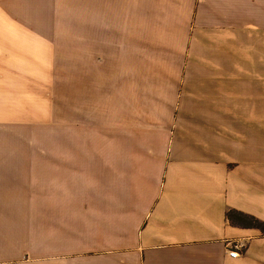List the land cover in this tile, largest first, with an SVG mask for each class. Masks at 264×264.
I'll return each mask as SVG.
<instances>
[{
    "label": "crops",
    "instance_id": "1",
    "mask_svg": "<svg viewBox=\"0 0 264 264\" xmlns=\"http://www.w3.org/2000/svg\"><path fill=\"white\" fill-rule=\"evenodd\" d=\"M0 132V264H264V0H0Z\"/></svg>",
    "mask_w": 264,
    "mask_h": 264
},
{
    "label": "rangeland",
    "instance_id": "2",
    "mask_svg": "<svg viewBox=\"0 0 264 264\" xmlns=\"http://www.w3.org/2000/svg\"><path fill=\"white\" fill-rule=\"evenodd\" d=\"M8 139L7 141V149L9 152H18V153H44V152H50V148H48L49 139H58L57 132L52 131L49 128V125H41L40 131L36 130L33 133L32 127L27 128L24 126V130L18 129L8 126ZM0 137L4 138L5 136ZM3 147V143L0 141V152L1 148ZM32 165L31 163H29ZM46 165L45 167L48 168V165L46 162L43 163ZM33 166H26L25 170H31ZM19 211H8L10 216H15Z\"/></svg>",
    "mask_w": 264,
    "mask_h": 264
},
{
    "label": "trees",
    "instance_id": "3",
    "mask_svg": "<svg viewBox=\"0 0 264 264\" xmlns=\"http://www.w3.org/2000/svg\"><path fill=\"white\" fill-rule=\"evenodd\" d=\"M228 217L233 223H237L241 226H262L264 228L263 224H261L258 220L248 217L242 213L231 212Z\"/></svg>",
    "mask_w": 264,
    "mask_h": 264
},
{
    "label": "built area",
    "instance_id": "4",
    "mask_svg": "<svg viewBox=\"0 0 264 264\" xmlns=\"http://www.w3.org/2000/svg\"><path fill=\"white\" fill-rule=\"evenodd\" d=\"M245 250V245L242 243H235L231 247L228 248V256L230 258H239L242 254V251Z\"/></svg>",
    "mask_w": 264,
    "mask_h": 264
}]
</instances>
